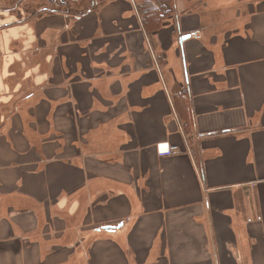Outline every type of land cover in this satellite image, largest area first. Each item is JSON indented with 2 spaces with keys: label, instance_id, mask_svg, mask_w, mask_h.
Segmentation results:
<instances>
[{
  "label": "crops",
  "instance_id": "0c3cea01",
  "mask_svg": "<svg viewBox=\"0 0 264 264\" xmlns=\"http://www.w3.org/2000/svg\"><path fill=\"white\" fill-rule=\"evenodd\" d=\"M12 1L0 264H264V0Z\"/></svg>",
  "mask_w": 264,
  "mask_h": 264
},
{
  "label": "trees",
  "instance_id": "16d2710c",
  "mask_svg": "<svg viewBox=\"0 0 264 264\" xmlns=\"http://www.w3.org/2000/svg\"><path fill=\"white\" fill-rule=\"evenodd\" d=\"M60 0L59 6L65 4ZM142 23L148 32L159 29L163 21L171 15L172 0H135ZM57 10V9H56ZM58 11V10H57Z\"/></svg>",
  "mask_w": 264,
  "mask_h": 264
},
{
  "label": "built area",
  "instance_id": "2783aa9c",
  "mask_svg": "<svg viewBox=\"0 0 264 264\" xmlns=\"http://www.w3.org/2000/svg\"><path fill=\"white\" fill-rule=\"evenodd\" d=\"M178 89L181 93L184 94H187L188 92L187 86L185 84H180L178 86ZM156 149H157V153L161 155H169L174 151L175 147H169L167 143H158L156 145Z\"/></svg>",
  "mask_w": 264,
  "mask_h": 264
},
{
  "label": "rangeland",
  "instance_id": "374dc122",
  "mask_svg": "<svg viewBox=\"0 0 264 264\" xmlns=\"http://www.w3.org/2000/svg\"><path fill=\"white\" fill-rule=\"evenodd\" d=\"M1 1V0H0ZM17 2V3H19L20 1H18V0H14V1H12L11 3H13V2ZM67 1V0H66ZM95 1H100V0H94V2ZM38 2H40L41 3V8H45V7H48V8H50V9H53V10H61V9H65L64 7H61V5L59 6V4H60V0H39ZM10 3V4H11ZM31 5L32 4H30L28 7L30 8L31 7ZM5 8H2V4L0 3V10H4ZM34 10H36V9H34Z\"/></svg>",
  "mask_w": 264,
  "mask_h": 264
}]
</instances>
